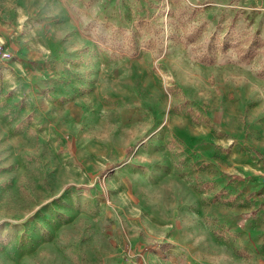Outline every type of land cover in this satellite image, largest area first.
I'll list each match as a JSON object with an SVG mask.
<instances>
[{"label":"rangeland","instance_id":"374dc122","mask_svg":"<svg viewBox=\"0 0 264 264\" xmlns=\"http://www.w3.org/2000/svg\"><path fill=\"white\" fill-rule=\"evenodd\" d=\"M0 43V264H264V0H0Z\"/></svg>","mask_w":264,"mask_h":264},{"label":"crops","instance_id":"0c3cea01","mask_svg":"<svg viewBox=\"0 0 264 264\" xmlns=\"http://www.w3.org/2000/svg\"><path fill=\"white\" fill-rule=\"evenodd\" d=\"M260 129H262L260 131ZM259 129L260 131V136L264 139V130L263 127L261 126ZM262 139V140H263ZM258 146L259 148H262V151H264V144L263 141H259L258 142ZM245 161V167H240L238 168V173L240 175H244L243 177L245 178L243 185L244 187H248L249 188V192H256L258 190H264V164L263 166L260 164H257V162L252 160V156L249 155L248 153H243V155L241 156ZM254 162V163H253ZM242 165H244L242 163ZM245 168V169H244ZM250 176V177H249ZM264 200V199H262ZM264 204V203H263ZM264 208H262L261 210H263ZM264 212V210L262 211ZM264 216V215H262ZM262 216L260 215L259 218L261 219Z\"/></svg>","mask_w":264,"mask_h":264},{"label":"built area","instance_id":"2783aa9c","mask_svg":"<svg viewBox=\"0 0 264 264\" xmlns=\"http://www.w3.org/2000/svg\"><path fill=\"white\" fill-rule=\"evenodd\" d=\"M9 55L10 53L7 47H5L3 43H0V61L8 59Z\"/></svg>","mask_w":264,"mask_h":264}]
</instances>
